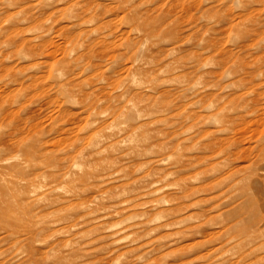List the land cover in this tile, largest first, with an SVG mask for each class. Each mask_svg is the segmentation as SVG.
Instances as JSON below:
<instances>
[{
    "label": "rangeland",
    "instance_id": "1",
    "mask_svg": "<svg viewBox=\"0 0 264 264\" xmlns=\"http://www.w3.org/2000/svg\"><path fill=\"white\" fill-rule=\"evenodd\" d=\"M262 112L264 0H0V264H264Z\"/></svg>",
    "mask_w": 264,
    "mask_h": 264
},
{
    "label": "bare ground",
    "instance_id": "2",
    "mask_svg": "<svg viewBox=\"0 0 264 264\" xmlns=\"http://www.w3.org/2000/svg\"><path fill=\"white\" fill-rule=\"evenodd\" d=\"M243 46V45H242ZM241 48V47H240ZM239 70H240V68H239ZM244 72V71H243ZM245 74V73H244ZM247 74V73H246ZM252 73H248V75H251ZM250 78V77H249ZM245 80H247V79H245ZM253 93H254V89H253V91H252ZM238 94V95H237ZM235 93L234 94V96L235 95H237L238 97H240V92L239 93ZM256 95H258L259 96V94H261V93H255ZM211 94H209V96H210ZM233 96V95H232ZM232 96H230L229 98H230V101H233V100H231L232 99ZM236 96V97H237ZM213 97H216V96H213ZM235 97V98H236ZM237 97V98H238ZM209 98V97H208ZM227 100V99H226ZM235 102V101H234ZM211 104V103H210ZM257 107V106H256ZM259 110V109H258ZM262 111V110H261ZM260 114H262L261 116H258L257 115V117H255L254 119H251V120H247L246 118H244V117H238L239 119H236V120H232V119H227V118H223L221 121H220V123L221 124H228V125H230V127L232 126V128L233 129H237V134H235L234 136H232L231 138L230 137H222V138H216L214 141H212V142H209V143H207V144H205L204 145V149L205 150H207V151H212V153H222L224 156V158L227 156V157H232V156H236V157H238V158H243V156L245 155V153H247L248 151H247V149L248 148H244V147H240V145H239V141H238V139L241 137V135L243 136H245V134H244V132H246V130H248L247 128H248V125L249 126H252V128H254L253 126H259V124L260 125H262V127L264 128V113L262 112V113H260ZM198 115H196V117H197ZM255 116V115H254ZM195 117V118H196ZM224 125V126H225ZM237 126L238 127H240V128H237ZM250 130H251V127L249 128ZM257 129V130H256ZM258 127H256L255 129H252V133L251 134H253V130H255L254 132H256V133H254V134H257V131H258ZM235 132V131H234ZM235 132V133H236ZM242 132V133H241ZM247 132H249V130L247 131ZM246 132V133H247ZM251 132V131H250ZM258 133H259V131H258ZM240 134V135H239ZM253 134V136H255ZM237 135L239 136V137H237ZM236 136V137H235ZM251 136V135H250ZM252 136V137H253ZM213 138H215V137H213ZM246 139V138H245ZM252 139V138H251ZM211 140H212V138H211ZM3 142V141H2ZM1 141H0V145H1V147H3V146H5L6 148H7V145L8 144H6V143H2ZM256 146H255V150H256V160H258L259 162H260V166L264 169V131L263 132H261V135L259 136V138H257V140H256ZM4 147V148H5ZM211 153V154H212ZM200 155V154H199ZM199 155H195L196 157L197 156H199ZM201 155H203V154H201ZM209 155V154H208ZM204 156H206V155H204ZM242 160V159H241ZM198 161V160H197ZM204 164V163H203ZM229 171V170H228ZM216 179V178H215ZM212 181V180H211ZM214 181V180H213ZM207 184V183H206ZM23 204V203H22ZM17 205V204H16ZM264 209V208H263ZM260 212H262V211H260ZM261 214V213H260ZM257 215V214H256ZM10 227V230H15L16 228H15V226H13V225H10L9 226ZM29 237H33V234H30L29 233Z\"/></svg>",
    "mask_w": 264,
    "mask_h": 264
}]
</instances>
